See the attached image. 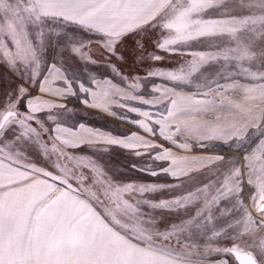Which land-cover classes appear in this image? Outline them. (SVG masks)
<instances>
[{
    "label": "snow or ice",
    "instance_id": "6c2138e0",
    "mask_svg": "<svg viewBox=\"0 0 264 264\" xmlns=\"http://www.w3.org/2000/svg\"><path fill=\"white\" fill-rule=\"evenodd\" d=\"M0 264H264V0H0Z\"/></svg>",
    "mask_w": 264,
    "mask_h": 264
},
{
    "label": "crops",
    "instance_id": "0c3cea01",
    "mask_svg": "<svg viewBox=\"0 0 264 264\" xmlns=\"http://www.w3.org/2000/svg\"><path fill=\"white\" fill-rule=\"evenodd\" d=\"M73 106L76 107L77 112L79 113L80 122H83L88 126L107 130L113 134L119 135L127 134L129 132L134 131L133 129H126L127 125L118 118H113L102 112L90 108H85V106L83 104L78 103V101L74 97L70 98L68 101V107L71 108ZM116 111L119 113L121 110L116 109ZM101 122H103V124ZM102 154L110 155L108 158L114 161L112 166L113 168L120 166L127 168L130 164H132L131 159L127 157V155L131 154L121 148L113 146L109 149L108 152L101 153V155ZM118 155H124V157H122L124 160L115 157Z\"/></svg>",
    "mask_w": 264,
    "mask_h": 264
},
{
    "label": "rangeland",
    "instance_id": "374dc122",
    "mask_svg": "<svg viewBox=\"0 0 264 264\" xmlns=\"http://www.w3.org/2000/svg\"><path fill=\"white\" fill-rule=\"evenodd\" d=\"M177 63V58L176 57H168L166 58L164 61H163V66L164 67H170V66H174L175 64ZM128 68H125V71H127ZM137 70H140V71H143L144 69L143 68H140V69H137ZM126 114V113H125ZM103 124V122H101ZM125 123V122H124ZM127 125V128L126 129H133L135 131V129L129 124V123H125ZM103 126V125H102ZM103 158H104V162L109 165L110 167L113 166V162L111 159H109L108 157L110 155H103ZM112 157V156H111ZM117 157L118 159H122L124 160L122 157H124V155H118V156H115ZM128 158L131 159L132 163L134 162H137V163H140L143 161V158H141L140 161H137L136 157L132 156V155H127ZM147 163H152V161H147ZM143 179L147 180V179H151L150 177H143Z\"/></svg>",
    "mask_w": 264,
    "mask_h": 264
}]
</instances>
